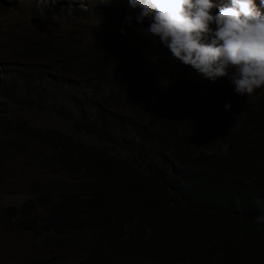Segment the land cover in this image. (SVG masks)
I'll return each mask as SVG.
<instances>
[{"label":"trees","instance_id":"1","mask_svg":"<svg viewBox=\"0 0 264 264\" xmlns=\"http://www.w3.org/2000/svg\"><path fill=\"white\" fill-rule=\"evenodd\" d=\"M72 39L0 62V165L28 157L43 176L20 182L39 195L0 210L1 223L78 238L77 264H264V89L226 110L159 41L74 55Z\"/></svg>","mask_w":264,"mask_h":264},{"label":"rangeland","instance_id":"2","mask_svg":"<svg viewBox=\"0 0 264 264\" xmlns=\"http://www.w3.org/2000/svg\"><path fill=\"white\" fill-rule=\"evenodd\" d=\"M105 1L0 0V62L6 63V70H8L11 67L9 64L18 61V57L14 55L20 52L21 46L33 41H44V39L66 42L73 38L71 43L76 45L73 47L70 44L67 45L65 51L74 55L91 53L92 50L89 48L91 45L97 47L111 44L124 46L130 50H142L148 43L158 41L144 33L143 29L149 25L150 21L146 18L143 24L137 22L135 17L139 10L131 8L129 0ZM216 2L222 5L220 0ZM259 2L260 0H257L258 5ZM68 5H74L75 12H70L71 8H68ZM127 17H132L131 21ZM34 62L38 61L35 59ZM16 69L17 67H14L12 71ZM154 75L156 78L161 76L160 69L155 71ZM193 78L203 86L217 91L226 102L243 103L249 107L259 101L256 91L250 96L237 94L234 91V85L227 77L213 83L194 71ZM7 99V97H0V103ZM7 103L10 104L8 101ZM243 112L245 110L240 109L237 113ZM25 113L28 117L35 116L31 110ZM48 123L52 126L64 127L54 119ZM3 136L5 133L0 131V139ZM0 170L12 174L9 175L10 182L0 188V210L8 205L20 206L31 196L39 195L34 194L30 183L26 185L20 183L36 179V176L43 178L41 174L38 175L39 171L28 157H18L7 165H0ZM54 173L50 172V174ZM54 175L59 180H65L59 174ZM44 213L43 209H38L37 217L43 216ZM85 247L79 245L78 238L74 237H32L22 233H11L0 219V264H47V262L48 264H77L85 255Z\"/></svg>","mask_w":264,"mask_h":264},{"label":"clouds","instance_id":"3","mask_svg":"<svg viewBox=\"0 0 264 264\" xmlns=\"http://www.w3.org/2000/svg\"><path fill=\"white\" fill-rule=\"evenodd\" d=\"M220 3L129 0V6L139 10L136 21H150L144 33L165 45L173 58L213 83L227 77L237 94L250 96L264 87V0L259 5L257 0ZM257 219L264 222V213Z\"/></svg>","mask_w":264,"mask_h":264}]
</instances>
